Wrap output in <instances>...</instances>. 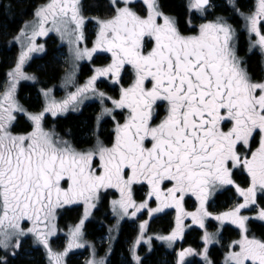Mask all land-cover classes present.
<instances>
[{
    "label": "snow or ice",
    "instance_id": "6c2138e0",
    "mask_svg": "<svg viewBox=\"0 0 264 264\" xmlns=\"http://www.w3.org/2000/svg\"><path fill=\"white\" fill-rule=\"evenodd\" d=\"M19 3H0V17L14 21ZM179 7L174 13L162 0H42L11 36L19 51L0 84V264L30 256L26 244L42 250L44 264H68L73 250L86 247L84 264H148L154 242L165 249L163 264H191L190 257L217 264L213 245L225 249L220 264H264V235L253 230L257 222L264 227V0L247 12L238 0H180ZM50 33L67 45L52 66L55 72L62 59L61 99L56 85L27 70L34 53L46 52L37 38ZM253 50L260 54L255 70L247 59ZM83 62L91 67L80 83ZM24 82L37 86L32 106L19 97ZM86 101L99 108L86 138L76 141L49 123L80 113ZM19 117L27 127L17 132ZM137 186L145 189L139 198ZM226 193L230 202L221 209L217 200ZM74 207L80 215L65 232L61 213ZM102 209L101 234L89 242L86 225ZM171 213L169 227L153 232L151 221ZM125 222L135 235L117 254ZM227 226L237 238L225 243ZM193 231L199 247L180 245ZM61 234L63 247L54 249Z\"/></svg>",
    "mask_w": 264,
    "mask_h": 264
},
{
    "label": "trees",
    "instance_id": "16d2710c",
    "mask_svg": "<svg viewBox=\"0 0 264 264\" xmlns=\"http://www.w3.org/2000/svg\"><path fill=\"white\" fill-rule=\"evenodd\" d=\"M42 2V0H20V3L17 6V15L15 17V20L12 22L5 21L2 17H0V82L3 80L4 76L6 75V72L8 71L9 67L14 63V60L17 56V48L13 44L10 45L9 41L11 39V36L14 35L17 30L21 27V23L23 20H27L31 17V9L34 4H39ZM162 2L165 5V10L170 12H179L180 11V0H162ZM240 7L244 8L249 5L250 0H238ZM0 3H7V0H0ZM26 9V13L24 15H20V10ZM217 11L221 12V14H226L227 11H229L226 8H218ZM233 22H238L236 17H233ZM244 42L243 38L240 42V50L241 52H244ZM58 50V46L56 45V40L54 38H49L47 40V50L46 52L38 58H35L31 62V68L40 74V76L43 78V81L46 83H52L54 82L59 74L61 75L62 69L60 67V64L57 63V70L55 72L52 71L53 66V58L55 57L54 54ZM250 67H252L255 70V67L257 65L258 58L256 55H252L248 58ZM39 69V70H37ZM41 69H47V72L41 71ZM85 69V68H84ZM36 93V87L33 85L25 84L22 86L20 91V98L22 95H24V98H21L26 105L32 106L31 101L34 100L33 95ZM26 95V97H25ZM93 106V105H92ZM92 108L91 106H87V108L83 109L79 114L72 115L69 114L63 119H58V127L61 132L70 130L72 134V138H74L76 141H80L84 138V135L86 133L84 130L92 125L93 120V114H91ZM23 122L22 120L19 121ZM25 123V122H24ZM23 123V127L26 128V123ZM108 123V122H107ZM105 123V125H107ZM24 128H20L23 130ZM230 193H226L225 195H221L218 197L217 200V207L221 202L226 203L228 201V196H230ZM75 210H68L65 212V218H69L71 220H76L75 216ZM103 209L95 214L96 218L91 220L86 225V232L87 235L92 239L94 236L99 235L101 233V228L98 230L97 227L100 225L99 220L103 219L102 216ZM63 217V218H64ZM101 217V218H100ZM105 223L108 222V220L104 221ZM166 219L165 218H159L151 222L152 226H162L163 228H166ZM264 227H261L259 222L253 225V230L256 231L257 234H262ZM225 235L231 236L233 231L226 227L224 232ZM194 234L197 235V232L193 231L190 233V235L187 236V241H190L192 244L195 243L196 239L193 236ZM133 231L129 227L127 223L123 224L122 231L119 236V243L116 245V251L117 254H119L120 251L124 249V240H128L131 237H133ZM191 239V240H190ZM156 253L151 254L148 260L149 264H156V259L159 258L160 255L157 256L156 254H159L161 252L160 248H155ZM37 251V250H36ZM211 256L216 260L218 264V257L220 255V249L218 246L211 248ZM2 254V253H0ZM33 255V254H32ZM71 261V260H70ZM150 261V262H149ZM12 264H44V257L39 254L37 256H19L17 259H15Z\"/></svg>",
    "mask_w": 264,
    "mask_h": 264
},
{
    "label": "rangeland",
    "instance_id": "374dc122",
    "mask_svg": "<svg viewBox=\"0 0 264 264\" xmlns=\"http://www.w3.org/2000/svg\"><path fill=\"white\" fill-rule=\"evenodd\" d=\"M216 2L218 3V4H223V2H224V0H216ZM251 4H252V2L250 1L249 2V5L248 6H246V7H244V8H241V10L242 11H244V12H247V11H249V9H251ZM219 12V11H218ZM229 12V11H228ZM220 14H221V12H219ZM227 15H229L230 16V13H227ZM29 19H31V17L29 18ZM28 20V19H27ZM241 24H243V23H241ZM92 28H93V26H92V24H89L88 25V31H89V35H90V38H94V37H91V32H92ZM54 38L55 40H56V45L58 46V50L55 52V54H54V56L55 57H57V56H59L61 53H64L65 55H66V53H67V45L66 44H64L63 46L60 44V41H59V39H58V37L54 34V33H50L47 37H38L37 38V42L38 43H43V44H45V47H46V50H47V40L49 39V38ZM14 46H16V48H17V54H18V51H19V45L18 44H13ZM90 46V45H89ZM45 53V52H44ZM44 53H34L33 54V56H32V59H31V61L29 62V65L27 66V70L29 71V72H35L32 68H31V62H32V60H34L35 58H38V57H41ZM60 65L62 64V59L60 60V61H57ZM105 62V58L103 57V56H101L100 58H97V59H95V64L98 66V65H100V64H102V63H104ZM90 67H91V65H89L87 62H83L82 63V65H81V70H80V73H79V77H78V79H79V82L80 83H82L84 80H86L87 79V76L90 74ZM85 68V69H84ZM37 70H39V69H37ZM37 75H39L40 76V74H38L37 72H35ZM62 73V72H61ZM62 76V74L60 75L59 74V76L57 77V79L54 81V82H52V83H47L48 84V86H53V85H56V87H55V89H54V96L57 98V99H61V98H63L65 95H66V92H65V90L63 89V88H61V87H59V84H60V77ZM40 78H41V80H43V78L40 76ZM5 79H6V75L4 76V78H3V80L0 82V84H3V82L5 81ZM25 84H28V85H33L31 82H24V83H22V85H21V87H20V91H21V88H22V86L23 85H25ZM33 86H35V85H33ZM35 87H37V86H35ZM72 90H74V89H72ZM102 90H105V91H108L109 92V94H111V95H115V93L114 92H112L111 91V89H109V88H107L106 86H102ZM20 91H19V97H20ZM25 97H26V95H25ZM35 97H36V93L33 95V98L35 99ZM21 98H24V95H22V97ZM20 98V99H21ZM21 102L22 103H25L22 99H21ZM26 105V104H25ZM91 106V108H92V110L90 111L91 112V114H93V120H92V123H93V121H94V117H95V115H96V113L98 112V110H99V108H98V102H95V101H86L85 102V105H84V107H83V109H85V108H87V106ZM93 105V106H92ZM26 106H28V105H26ZM69 114H79V113H72V112H69L66 116H68ZM61 118V117H60ZM20 120H22L23 122H20V123H18V126L14 129V131H21V129L20 128H24L23 127V123L25 122V120H24V118L23 117H19V121ZM57 120L58 119H56L55 121H52V119L51 118H49V123L51 124V123H55V125H56V127H57V129L60 131V129H59V127H58V123H57ZM26 123V122H25ZM24 123V124H25ZM111 122H108L107 123V125H103V131L106 129V127H108V124L110 125V130H111V128H112V124H110ZM27 125V124H26ZM107 130V129H106ZM63 133V132H62ZM87 135V134H86ZM86 135H84V138H86ZM229 197L230 196H228V201L226 202V203H224V202H221V204H219V208H221V209H224L225 207H226V205H227V203H229L230 201H229ZM110 198H112V197H110ZM78 210V214H77V216H75V218H76V220H77V218H78V216L80 215V211H81V209L79 208V209H77ZM104 211V210H103ZM250 215H251V213H249ZM65 215H63L62 217H60V219H59V225H60V227L66 232L67 231V228L65 227L66 225H71L74 221H76V220H71V219H69V218H65L64 217ZM174 216V214H170V215H168V216H164V217H162V218H165L166 219V221H167V223H166V228H163L162 226H152L151 225V228H152V230H153V232H160V231H163V230H166L168 227H169V223H170V221H171V219H172V217ZM64 217V218H63ZM102 217V216H101ZM100 217V218H101ZM145 218H147V217H145ZM154 220H156V219H154ZM153 220V221H154ZM152 222V221H151ZM125 223H127L128 225H129V227L131 228V230L133 231V234L135 235V230H134V228L132 227V225L130 224V222H125ZM124 223V224H125ZM107 224V223H106ZM228 228H230L232 231H233V233H232V235L231 236H227V235H225L224 233H223V240H224V242L225 243H227L229 240H231V239H235V238H237L236 237V232H235V230L231 227V226H227ZM101 228V226H99L98 225V227H97V229L99 230ZM263 229V233L262 234H257L256 233V231H254L255 232V234L259 237V236H262V235H264V228H262ZM101 234V233H100ZM99 234V235H100ZM189 234H190V232H189ZM99 235H96V236H94V238H90L88 235H87V232H86V240H88L89 242H91V241H93V240H95ZM194 237H195V239H196V242L194 243V244H192L190 241H187V239L185 238L183 241H181V242H179V244L180 245H182L183 247H189V246H191V247H193V248H198L199 247V242H198V234L196 235V234H194L193 235ZM132 238V237H131ZM130 238V239H131ZM129 240V239H128ZM191 240V239H190ZM64 241H65V237L63 236V234H61L60 235V237L58 238V239H56V240H54V242H53V247H54V249H58V248H62L63 247V244H64ZM126 240H124V248L126 247ZM154 245H155V248L157 249V248H160L161 249V252L159 253V254H156V258H157V256L158 255H160L159 256V258H157L155 261H156V264H163V262L165 261V259H166V257H165V249L163 248V246H161L158 242H154ZM217 245H213L211 248H213V247H216ZM219 247V246H218ZM25 249H26V252H30L31 253V255L30 256H28V255H26V254H22V256L24 255V256H26V257H31V256H37V255H39V254H41L42 255V250H38V249H29V247H28V244H26L25 245ZM219 249H220V255H219V257H218V264H220V261L222 260V254H223V252L225 251V249H223V248H221V247H219ZM37 250V251H36ZM144 251H145V249L142 247L141 249H140V253H141V255H143L144 254ZM121 252V251H120ZM119 252V253H120ZM210 252H211V249H210ZM156 253V250H154V252L152 253V254H155ZM212 253V252H211ZM33 254V255H32ZM101 255L103 254L102 252L100 253ZM126 254V253H125ZM43 256V255H42ZM89 256H90V249L89 248H83V249H76V250H73V252L72 253H70V255H69V258H68V264H84V261L87 259V258H89ZM71 260V261H70ZM167 260H171V256H167ZM189 260H190V262H191V264H201V261H200V258L199 257H190L189 258ZM150 262V261H149ZM149 264V263H148Z\"/></svg>",
    "mask_w": 264,
    "mask_h": 264
},
{
    "label": "flooded vegetation",
    "instance_id": "af4514ba",
    "mask_svg": "<svg viewBox=\"0 0 264 264\" xmlns=\"http://www.w3.org/2000/svg\"><path fill=\"white\" fill-rule=\"evenodd\" d=\"M250 1L252 2V4H251V9H254V7H255V3H256V0H250ZM227 13H230V12L227 11ZM227 13L224 14V15H227ZM233 17H236V16H231V14H230V22L233 23L234 27L241 28V27H242V24H241V23H243V21H242L239 17H236V19L238 20V22H237V23H236V22H233ZM242 38H243V42H244V46H245V47H244V52H241V50H240V54H241L242 56H244V55H245V51H246V34L243 33V32H241V35H240V42H241V39H242ZM240 42H239V47H240ZM252 55H256L257 58H258V60H259L260 54H259V52H258L257 50H253L252 53L248 54L247 59H248L250 56H252ZM126 79H127V78H126ZM72 115H76V114H72ZM65 117H66V116H63V117L58 118V119H63V118H65ZM108 122H111V121L108 120ZM110 124H111V123H110ZM106 129H107V130H106ZM106 129L103 131V136H104V137H108V136L110 135L111 130H110V125H109V124H108V127H106ZM106 142H107V141H106ZM236 179H237V181H238L239 183L243 184L244 181H245V176L237 175ZM137 189H138V190H137V192H136V195H137V198H139V197L143 194V191H144L145 189L141 188L140 186H137ZM230 194H231V193H230ZM110 197H112L111 194L109 195V199H111ZM193 202H194V198L187 200V207H189V208L191 209ZM77 209H79V207H74V208L71 209V210H75V211H76L75 214L77 215V214H78V210H77ZM66 211H68V210H64V211L61 213V216H60V217H62L63 215H65V212H66ZM171 214H174V213H171ZM107 224H108V222H107ZM107 224L104 222V225H105V226H107ZM99 226H101V225H99ZM190 233H191V232H190ZM188 235H190V234H189V233H186V235H185V238H186V239H187V236H188ZM195 242H196V241H195Z\"/></svg>",
    "mask_w": 264,
    "mask_h": 264
}]
</instances>
